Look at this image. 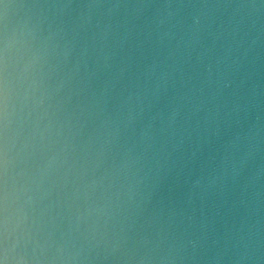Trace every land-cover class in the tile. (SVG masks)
<instances>
[{"label": "water", "instance_id": "water-1", "mask_svg": "<svg viewBox=\"0 0 264 264\" xmlns=\"http://www.w3.org/2000/svg\"><path fill=\"white\" fill-rule=\"evenodd\" d=\"M0 264H264V0H0Z\"/></svg>", "mask_w": 264, "mask_h": 264}]
</instances>
